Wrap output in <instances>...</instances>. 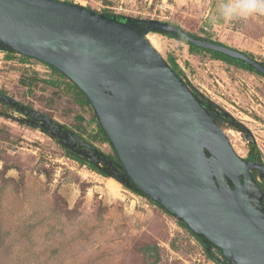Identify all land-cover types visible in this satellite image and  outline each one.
<instances>
[{
	"label": "rangeland",
	"instance_id": "obj_1",
	"mask_svg": "<svg viewBox=\"0 0 264 264\" xmlns=\"http://www.w3.org/2000/svg\"><path fill=\"white\" fill-rule=\"evenodd\" d=\"M79 1L105 15L119 14L107 5L151 12L167 3L169 20L162 22L264 63V15L223 20L217 14L220 0ZM149 36L166 62L173 56L183 68L180 78L237 155L248 158L255 144L256 164L264 166V77L204 52L190 53L176 38ZM7 55L1 47L0 264H215L180 217L133 189L109 143L89 137L93 124H80L75 116L82 113L88 120L92 110L77 104L67 85L44 82L58 77L50 67L17 52ZM76 125L91 143L73 133ZM68 152L89 159L106 175ZM248 173V196L264 211V193L252 182L253 176L262 181L264 172L254 166Z\"/></svg>",
	"mask_w": 264,
	"mask_h": 264
},
{
	"label": "water",
	"instance_id": "obj_2",
	"mask_svg": "<svg viewBox=\"0 0 264 264\" xmlns=\"http://www.w3.org/2000/svg\"><path fill=\"white\" fill-rule=\"evenodd\" d=\"M140 21L143 32L128 21L62 0H0V43L53 66L88 97L138 191L238 264H264V211L247 193L248 170L256 164L237 155L144 34L174 31L262 75L264 65L169 22Z\"/></svg>",
	"mask_w": 264,
	"mask_h": 264
},
{
	"label": "trees",
	"instance_id": "obj_3",
	"mask_svg": "<svg viewBox=\"0 0 264 264\" xmlns=\"http://www.w3.org/2000/svg\"><path fill=\"white\" fill-rule=\"evenodd\" d=\"M106 15L116 17V18H118L121 21H128V23L132 27H136V29L141 31V32H143L144 29H145L143 27V22H141L138 19H131V18H129L127 16H124L122 14H113L111 12H108ZM151 33H161L163 35H166L167 37H170V38L173 37V38H176V39H178L180 41H183L184 43H186L188 45V50L190 51V53L204 52V53L209 54L211 59L220 60V61L225 62V63L230 64V65H236L239 68H242V69H244L246 71H249L252 74H256V75H260V76L264 77V75H262L261 73H259L256 70H254L251 66H249L245 62L237 60V59H234L232 57H229V56L224 55V54H222L220 52H217L215 50H212V49H209V48H204V47L198 46V45H196L194 43H191V42L187 41L185 38H183L181 35H179L178 33L174 32V31L153 29V30H151ZM185 33H187L188 35H191L193 37L202 38V37L197 36L196 34H193V33H190V32H186L185 31ZM202 39H205V38H202ZM206 40H210V39L207 38ZM214 42H216V41H214ZM217 43H220V42H217ZM1 47L8 52L7 56H10L9 54L16 53L10 47H7V46H5V45L0 43V48ZM242 53H244L245 55H248L251 59H255L252 54H250V53H248L246 51H244ZM167 63L172 68V70L176 73V75L181 77L180 76V73H182V71L180 69L181 67L177 65V63L175 62V59H174L173 56L169 55V57L167 59ZM260 63L264 65L263 62H260ZM44 64H46L48 67H50L51 71L58 76L55 79H48V80L45 79L44 82H46V83H48L50 85H54V86L58 85V84H61V83L67 85L68 88H70L74 92L76 103L79 104L80 106H86V107H88V108H90L92 110L93 115H92V117L90 119L86 120L85 115H83L82 113H78L75 116L76 117V121H78L80 124H82L83 122H86L87 125H92L93 124V126L95 128V131H94V133H92V132L88 133L89 137L90 138L92 137L94 139H99L102 142H108L110 147L112 148V151H113V154H114L113 155L114 159L121 165V163H120L115 151L113 150V147L111 146V143H110L108 137L105 134V131H104L102 123H101V120L99 118V115H98L96 109L94 108V106L92 105V103L90 102V100L88 99V97H86V95H84V93L76 85H74L71 81H68V80L65 81L67 77L64 74H62L59 70H57L56 68H54L53 66H51V65H49L47 63H44ZM61 77L65 78V80L60 79ZM186 84H188V83H186ZM193 93H195V92L193 91ZM81 128H82V125H76L75 128H74L75 131H73V133L76 136H78L79 138L85 139L87 142L91 143L90 142L91 140L89 138H87L88 139L87 140L85 137L82 136V134L78 133L79 131H77V129H81ZM251 148H252L251 149V154L249 155L248 158H250V159L254 158L253 160H255V152H258V151H257V149L255 147V144H252ZM67 156L72 158L73 160L83 164V165L88 166L91 170H94L97 173L102 174L103 176L106 175L105 171H103L102 169L98 168L97 165H95L89 159H85L84 157H80L79 155L75 154L74 152H68ZM262 179H263L262 181H258L253 176L252 177V182L264 193V177ZM227 181L231 184V182H230V180L228 178H227ZM130 184H131V186L133 187V189L136 192H139L133 186V184L131 182H130ZM149 199H150L151 202L158 204L157 202L153 201L150 197H149ZM263 203H264V200H263ZM158 205H160V204H158ZM165 212L168 213L169 215H173V214L169 213L166 210H165ZM179 220H180L181 225L184 226L190 232V234L201 244V246L203 248V251H204V255H205V257L208 260L214 262L215 264H238L237 261L234 258L225 256L219 248H217L215 245H213L212 243L207 241L202 235H198V234L193 233L187 227L185 221L182 218L179 219Z\"/></svg>",
	"mask_w": 264,
	"mask_h": 264
},
{
	"label": "clouds",
	"instance_id": "obj_4",
	"mask_svg": "<svg viewBox=\"0 0 264 264\" xmlns=\"http://www.w3.org/2000/svg\"><path fill=\"white\" fill-rule=\"evenodd\" d=\"M217 14L223 20L247 19L264 15V0H220Z\"/></svg>",
	"mask_w": 264,
	"mask_h": 264
},
{
	"label": "built area",
	"instance_id": "obj_5",
	"mask_svg": "<svg viewBox=\"0 0 264 264\" xmlns=\"http://www.w3.org/2000/svg\"><path fill=\"white\" fill-rule=\"evenodd\" d=\"M68 2L80 5L79 0H68ZM164 3H161L158 7L154 8L151 12H144V11H139L136 9H129L121 5L120 7H111L109 5L105 6L107 9L111 10H117L116 12L122 15H127L128 17L132 18H144L145 16L147 18L157 20V21H168L169 16L166 15V12H169V5L166 3V5L163 6ZM170 13V12H169ZM182 68V67H181ZM183 69V68H182Z\"/></svg>",
	"mask_w": 264,
	"mask_h": 264
},
{
	"label": "bare ground",
	"instance_id": "obj_6",
	"mask_svg": "<svg viewBox=\"0 0 264 264\" xmlns=\"http://www.w3.org/2000/svg\"><path fill=\"white\" fill-rule=\"evenodd\" d=\"M144 38L151 44L152 43V37L149 36V33L144 35ZM154 44V43H153ZM152 45V44H151ZM153 46V45H152ZM155 48V47H154ZM156 49V48H155ZM215 170L220 178V180L222 181V183L227 186L226 182H225V178H224V171L219 167V166H215ZM248 192V190H247Z\"/></svg>",
	"mask_w": 264,
	"mask_h": 264
},
{
	"label": "flooded vegetation",
	"instance_id": "obj_7",
	"mask_svg": "<svg viewBox=\"0 0 264 264\" xmlns=\"http://www.w3.org/2000/svg\"><path fill=\"white\" fill-rule=\"evenodd\" d=\"M257 156H258V155H255V160H253L254 158H253V159L245 158V160H246V161H249V162H253L254 165H255V164L257 163V161L259 160V157H257ZM256 166H257V164H256ZM250 169H251V168H250ZM250 169H249V170H250ZM249 170H248V171H249Z\"/></svg>",
	"mask_w": 264,
	"mask_h": 264
}]
</instances>
